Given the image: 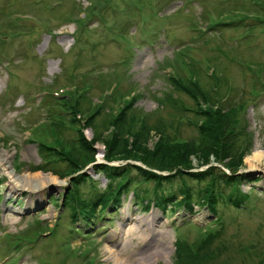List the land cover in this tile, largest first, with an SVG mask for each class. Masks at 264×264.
Returning a JSON list of instances; mask_svg holds the SVG:
<instances>
[{
  "label": "rangeland",
  "instance_id": "obj_1",
  "mask_svg": "<svg viewBox=\"0 0 264 264\" xmlns=\"http://www.w3.org/2000/svg\"><path fill=\"white\" fill-rule=\"evenodd\" d=\"M9 1L0 0V18L4 17L6 11L26 10L30 12L27 16L31 17V21L24 19L20 22L30 21L28 25L34 29H31L34 32L11 39L0 34V38L6 40L2 46L3 56L12 59L9 62L4 57L0 61V154L7 153L8 157V171L0 167V225L8 227L9 231L31 226L37 220H45L48 227H54L59 218L60 203L57 204L58 201L56 203L52 198L62 197L65 186L59 187L57 195L50 199V205L43 209L50 189H25L11 194V169L14 174H24L40 162L36 144L27 141L26 129L48 118L49 108L41 105L44 99H34L32 95L39 93L43 86L57 89L68 83V73L71 71L83 73L81 77L84 79L94 77L91 79L94 88L89 96L94 103L102 99L104 86L111 81L109 78L115 80V87L121 82L122 88H119L123 90L122 93L136 89L140 95L133 106L136 111L135 124L131 122L134 129H139L136 125H139L137 119L140 113H147L150 125L158 123L159 119L174 122L167 132L172 138L179 139L197 136L196 126L190 124L187 118H192L193 113L183 109L186 106L192 108L196 102L188 93L177 90L173 79L187 82L193 78L201 83L205 79L216 88L222 87L220 100L225 97L224 110L237 113L242 125L235 124L236 131L240 132L245 125L246 131L254 135V143L250 145L243 163L236 168L248 176L240 185L241 190L252 192L244 210L229 204L217 205L219 218L214 222L216 217L202 205H195L193 212L183 207L172 211L152 207L147 211L144 202L131 193L124 196L114 209L104 210L105 215L101 220L100 206L95 222L80 216L76 223L78 232H71V239L67 238L70 245L67 243L62 247L65 238L61 236L56 241L46 240L42 249L35 248L23 254L17 264H115L119 244L126 243L135 249L139 242V245H144L143 235L148 231V223L152 225L155 236L159 235L162 239L164 234L168 235L165 251L158 254L156 262L150 264H172L177 238L193 243L205 239L210 233H218L212 250L220 245L224 247L214 258L213 264H264V159L256 167L246 162L255 148L264 150V0H114L117 9L107 16L113 17L116 31H119V23L121 26L126 22L122 27L130 24L129 35L134 34L138 41L141 38L146 42L137 45H132L131 39L114 40L106 27L98 26L100 21H90L92 31H85L80 45H74L76 26L70 23L68 13L77 11L73 9L76 1L83 7L87 6L89 2L86 0H64L62 5L56 6L55 11L47 10L40 3L45 1L57 5L58 0H11L14 4L10 5ZM131 2L138 3L140 12ZM241 10L245 13L242 14ZM3 25L0 22V31L6 29ZM50 28L56 31L51 32ZM199 28L203 30L201 35H198ZM127 32L124 35L127 36ZM151 35H155L156 40L150 44ZM127 59L128 62L124 63ZM92 69L98 72L94 75L87 73ZM102 76L105 79L99 80ZM11 83L14 87L10 89ZM168 97L170 100L167 102ZM158 98L164 99V105L158 102ZM113 106L117 110L122 106V100ZM108 113L98 118L99 130L105 133L113 130L111 126L106 128L102 124L111 120ZM179 115H184L183 120L179 121ZM80 117L84 119L81 114L77 115V118ZM64 125L63 135L71 139L74 133L68 122L65 121ZM31 131L37 142L50 141L58 148L70 149V145L66 146L60 137L53 135L45 122L38 128L32 125ZM92 132V129L85 130L86 136ZM146 141L149 147H154L158 138L154 135ZM244 141L245 137H241L240 144ZM103 147L102 143L97 145L99 163H106V158H101L103 154L100 153ZM242 149H246L245 144H242ZM191 159L192 171L206 170L210 165H215L221 172L233 173L226 166V160L221 162L212 156L211 162L206 164L202 163L200 157L192 156ZM115 162L110 164L118 163ZM17 164L18 170L14 167ZM87 173L93 181L97 180L98 190H103L109 182L94 166H90ZM66 180L68 182V178ZM145 186L152 195V186ZM69 210L61 218V232L64 235L74 228L69 213L73 214L75 209ZM121 217L127 219L124 227L119 223ZM129 227L137 228V232L125 234V229ZM113 237L115 241L112 243L109 239ZM251 244L258 252L253 256L249 254ZM47 246L51 248L46 249ZM51 249L57 253L54 254ZM157 252L154 246L151 247L150 255ZM132 253L129 250V254ZM38 256L41 261H37ZM204 264H211V261Z\"/></svg>",
  "mask_w": 264,
  "mask_h": 264
},
{
  "label": "trees",
  "instance_id": "obj_2",
  "mask_svg": "<svg viewBox=\"0 0 264 264\" xmlns=\"http://www.w3.org/2000/svg\"><path fill=\"white\" fill-rule=\"evenodd\" d=\"M92 13L93 11H89L86 17L78 19V22L85 25L86 21L91 18ZM173 82L176 83L177 90L188 93L197 104L198 109L194 112L195 121L192 124L198 129V139L183 143L172 142L167 130L174 126V122L167 123L160 119L157 130L163 135L153 149L148 148L146 140L151 126H147V120L145 119V126H142L139 130L134 129L131 122L133 123L136 112L133 110L134 102H130L113 119V132L107 135L106 138L98 133L97 138L105 141L107 160L137 159L141 160L147 168L131 163L120 166L96 165L95 169L102 172L112 183L109 193L99 196L93 201V204L91 201L88 202L84 192L89 187L95 188V182L86 173H82L72 178L64 206L66 204L74 208L81 206L83 213L92 214L100 201L107 205L111 198L115 196L114 201L118 202L119 196L124 191H128L134 185L141 186L146 183H151L153 187L152 202L164 209L175 202L176 204L183 203L185 207L192 211L193 204L197 201L200 204L207 205L213 213H216L219 203L231 202L239 205L248 197V194L242 192L240 188L244 180L248 179L247 174H235L238 171L236 168L242 164L245 153L239 151V137L243 130L242 132L236 131L235 124L237 121L233 118L234 113L231 114L225 111L223 107H214L215 93L209 87H204L199 80L183 82L181 79L176 78L173 79ZM169 100L170 97L166 99L167 102ZM158 102L164 105V99L158 98ZM60 103H63L66 108L72 109L73 115L81 111L73 95H70V99H61ZM204 104L206 105L204 106ZM199 120L202 121L200 126L197 125ZM95 121L96 118L93 116L88 118L86 124L96 127ZM128 135L133 136V141L130 140L131 138ZM79 136L80 152L83 153L84 157L62 159V161L69 163L70 174L76 173L88 162L95 160L96 149L93 146L95 141H88L82 131H80ZM46 151L60 154L49 147L43 151L48 154ZM192 155L202 158L206 163L210 161L212 155L221 162L226 160V166L233 173L228 175L219 171L216 166L203 171H188L192 166ZM154 170H159L161 173ZM213 238L214 234L210 233L206 239L194 245L180 239L177 244L175 264L210 262L216 256V252L209 249Z\"/></svg>",
  "mask_w": 264,
  "mask_h": 264
},
{
  "label": "bare ground",
  "instance_id": "obj_3",
  "mask_svg": "<svg viewBox=\"0 0 264 264\" xmlns=\"http://www.w3.org/2000/svg\"><path fill=\"white\" fill-rule=\"evenodd\" d=\"M264 159V150L259 147L255 148L252 154L248 155L246 158V162L249 163L252 167H256L258 164L262 162ZM7 153L0 154V166L8 171L7 167ZM14 170L11 169V186L10 193L17 194L22 192L25 189H31L32 191L43 190L51 184H55L57 186H61L65 183L63 180H59L58 177L52 174H44V173H29L25 172L24 174H14ZM21 183V184H19ZM127 219L125 217H121L119 219V223L124 227L127 224ZM149 227H147V232L144 233V242L146 243L144 246H138L135 249L134 247H129L126 243L119 244L115 255V264H150L151 262L157 261L158 254H162L166 247L168 246V235L162 234V239L159 238V235L155 236L154 229L150 223ZM122 230V229H121ZM127 235L133 234L137 232V228L129 227L125 229ZM124 232V231H123ZM158 237V238H157ZM156 239V242H155ZM110 242L115 241V237L109 239ZM172 244V243H171ZM155 247L158 252L151 254V247ZM129 250H132L133 253L129 254ZM109 251V249H108ZM106 251V252H108ZM110 255L111 253L108 252Z\"/></svg>",
  "mask_w": 264,
  "mask_h": 264
}]
</instances>
